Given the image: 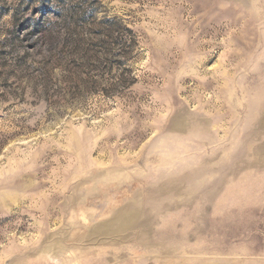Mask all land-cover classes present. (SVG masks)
<instances>
[{"label": "rangeland", "instance_id": "374dc122", "mask_svg": "<svg viewBox=\"0 0 264 264\" xmlns=\"http://www.w3.org/2000/svg\"><path fill=\"white\" fill-rule=\"evenodd\" d=\"M0 264H264V0H0Z\"/></svg>", "mask_w": 264, "mask_h": 264}]
</instances>
